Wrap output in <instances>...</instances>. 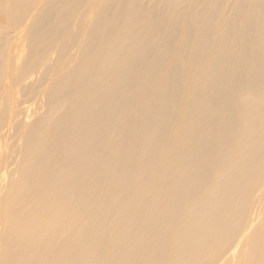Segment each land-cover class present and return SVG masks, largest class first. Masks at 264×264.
Wrapping results in <instances>:
<instances>
[{
  "label": "bare ground",
  "instance_id": "bare-ground-1",
  "mask_svg": "<svg viewBox=\"0 0 264 264\" xmlns=\"http://www.w3.org/2000/svg\"><path fill=\"white\" fill-rule=\"evenodd\" d=\"M0 264H264V0H0Z\"/></svg>",
  "mask_w": 264,
  "mask_h": 264
}]
</instances>
